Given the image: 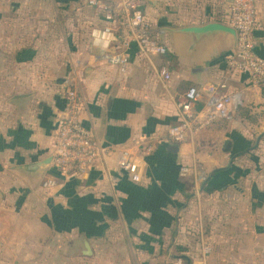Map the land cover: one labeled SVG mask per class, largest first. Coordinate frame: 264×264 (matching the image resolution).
<instances>
[{
	"label": "crops",
	"instance_id": "0c3cea01",
	"mask_svg": "<svg viewBox=\"0 0 264 264\" xmlns=\"http://www.w3.org/2000/svg\"><path fill=\"white\" fill-rule=\"evenodd\" d=\"M138 1L154 35L171 46L166 57H154L172 71L167 90L134 53L126 67L100 61L102 44L92 32L103 21L87 0H0L5 264H201L203 241L211 248L206 264H264V168L252 161L257 152L250 147L254 136L257 148L264 140V85L254 87L228 70L224 60L235 49V34L183 31L226 26L230 0ZM79 3L96 12L99 23L84 24V39L73 40L82 51L71 53L65 69L61 58L47 54L46 29L54 22L48 15L78 11ZM257 11L254 41L264 57V0ZM70 79L85 102L82 123L111 151L105 164L81 178L60 177L46 164ZM220 80L243 95L235 120L172 146L176 98ZM124 149L140 164L139 183L118 167ZM184 165H197L206 179L197 186L193 176L180 177ZM49 178L56 186L45 189Z\"/></svg>",
	"mask_w": 264,
	"mask_h": 264
},
{
	"label": "built area",
	"instance_id": "2783aa9c",
	"mask_svg": "<svg viewBox=\"0 0 264 264\" xmlns=\"http://www.w3.org/2000/svg\"><path fill=\"white\" fill-rule=\"evenodd\" d=\"M258 0H230L225 25L235 33V49L225 57L230 72L240 75L254 87L264 85V57L256 53L254 33L257 28ZM89 7L101 15L103 27L93 30V41L102 44L98 56L100 61L126 67L133 53L142 59L164 89L173 80L172 71L167 65H157L154 57H166L171 53L167 40L154 35L147 23L138 0H125L117 4L104 0H87ZM121 31V33H120ZM65 109L54 132V148L50 166L60 177L81 178L87 176L97 165L105 164L111 151L103 147L91 129L84 126L81 113L85 102L73 85L72 79L65 88ZM200 110L198 102L203 101ZM177 123L168 133V141L178 146L191 141L198 133L220 122L235 120L244 106L243 95L231 90L226 81L207 84L202 87H189L176 98ZM117 164L119 169L134 183L141 181V167L129 149L120 152ZM180 177L193 176L196 185L206 179L205 172L197 165H184ZM56 186V179L49 178L43 188ZM196 192L198 194V188ZM211 248L204 241L201 246V264L207 263ZM0 264L4 263V243L0 241ZM175 264H183L181 260Z\"/></svg>",
	"mask_w": 264,
	"mask_h": 264
},
{
	"label": "rangeland",
	"instance_id": "374dc122",
	"mask_svg": "<svg viewBox=\"0 0 264 264\" xmlns=\"http://www.w3.org/2000/svg\"><path fill=\"white\" fill-rule=\"evenodd\" d=\"M16 3H19V2H16ZM86 6H83L81 3H79V6H76L78 7V11L76 10L75 12L73 11L72 13L68 11L67 12L62 11L58 13L52 12L51 15H48L49 18L52 19L54 22L50 23L51 26L48 25L46 29V33L48 36L47 54L54 55V57L56 58L57 57L61 58L63 62L62 68L68 69L67 67H69V65L67 64L66 60L71 55V53L82 51L81 45H79L77 42H80L81 39H84L83 35H85V31H86V28H84V24H86L89 21L99 23V17L98 15H96V12L92 11V9ZM54 61L55 62H53V64L56 63L55 66L60 67L57 60H54ZM61 72H64L63 74H66L65 71H61ZM254 115H257V114L253 113V116H252L253 118L255 117ZM252 124H253V127L257 126V124L254 122ZM262 127L264 129V125L261 126L260 129H262ZM255 131H256V128H255ZM257 139L258 138L254 136V139L250 145V147L254 146L257 152V155L255 156L254 154V156L252 157L253 158L252 161L254 163L257 162L258 167L261 166L264 168V140L259 144L260 147L257 148L258 146Z\"/></svg>",
	"mask_w": 264,
	"mask_h": 264
},
{
	"label": "water",
	"instance_id": "95a60500",
	"mask_svg": "<svg viewBox=\"0 0 264 264\" xmlns=\"http://www.w3.org/2000/svg\"><path fill=\"white\" fill-rule=\"evenodd\" d=\"M183 31L186 33H195V34L212 33L215 31H223V32L235 34L234 31L232 29L228 28L227 26L217 25V24L208 25V26L202 27V28L184 29ZM50 160L51 159H49L46 164H49ZM42 165H44V163H41L39 166H42Z\"/></svg>",
	"mask_w": 264,
	"mask_h": 264
},
{
	"label": "trees",
	"instance_id": "16d2710c",
	"mask_svg": "<svg viewBox=\"0 0 264 264\" xmlns=\"http://www.w3.org/2000/svg\"><path fill=\"white\" fill-rule=\"evenodd\" d=\"M241 109H242V108H241ZM241 109H240V110H241ZM240 110H239V111H240ZM181 260H182L183 263L185 262L183 259H181Z\"/></svg>",
	"mask_w": 264,
	"mask_h": 264
}]
</instances>
